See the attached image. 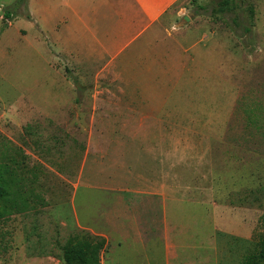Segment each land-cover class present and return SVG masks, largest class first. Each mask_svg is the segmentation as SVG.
<instances>
[{
  "label": "rangeland",
  "instance_id": "rangeland-1",
  "mask_svg": "<svg viewBox=\"0 0 264 264\" xmlns=\"http://www.w3.org/2000/svg\"><path fill=\"white\" fill-rule=\"evenodd\" d=\"M16 1L0 0V137L27 158L10 165L22 182L0 264H66L77 235L106 240L101 264H182L184 248L214 244L221 264H246L264 234V0H224L252 27L243 39L213 13L221 0L176 4L167 60L153 61L174 68L164 87L89 84L46 38L24 41ZM22 111L35 112L15 123Z\"/></svg>",
  "mask_w": 264,
  "mask_h": 264
},
{
  "label": "crops",
  "instance_id": "crops-1",
  "mask_svg": "<svg viewBox=\"0 0 264 264\" xmlns=\"http://www.w3.org/2000/svg\"><path fill=\"white\" fill-rule=\"evenodd\" d=\"M180 1L26 0L24 6L30 18H22L19 25L24 41L40 44L44 42L42 38H46L54 49L56 59L71 61L75 66L74 74L81 79L88 77V81L89 77H93L89 84L93 83L95 87H164L170 79H174L173 85H176L174 68L170 71L167 64L159 62L163 73L157 74L153 66L158 63L153 65V61L167 60L168 54H162L159 48L169 38L172 40L175 37L174 33L167 32L163 19ZM191 43L192 39H189L187 45ZM179 44L183 50L181 41ZM178 56L179 59L185 58L184 55ZM171 57L176 56L172 54ZM73 105L72 97L49 106L31 104L26 109L31 106L62 109ZM34 112L22 111L16 117L13 115V121L26 124L33 118ZM141 245L145 248L144 244ZM196 249H183L182 264L222 263L220 245L200 249L211 252L210 255L192 256L191 252Z\"/></svg>",
  "mask_w": 264,
  "mask_h": 264
},
{
  "label": "trees",
  "instance_id": "trees-1",
  "mask_svg": "<svg viewBox=\"0 0 264 264\" xmlns=\"http://www.w3.org/2000/svg\"><path fill=\"white\" fill-rule=\"evenodd\" d=\"M26 3V0H17L16 7H21ZM205 11V7H200ZM213 13L221 16H231L230 24L234 29L236 35L243 39V36L252 34V27H247L242 21L240 14H237L235 3L229 4L224 0L214 2ZM10 11H7V17L12 16ZM26 19L30 17L25 16ZM227 18V17H226ZM241 32V33H239ZM2 138V143L5 142L7 147L0 152V220L5 218L7 214L14 210V200L12 196L15 195L13 187H19L22 179L19 177L17 170H14L10 165L22 162L27 158L24 152L17 147H11L8 152L10 141ZM13 152V154H12ZM107 242L101 237H93L91 235H77L68 240L64 248V260L66 264H101L102 254L107 249ZM246 264H264V234H262L258 241V250L255 254L250 255L246 259Z\"/></svg>",
  "mask_w": 264,
  "mask_h": 264
},
{
  "label": "water",
  "instance_id": "water-1",
  "mask_svg": "<svg viewBox=\"0 0 264 264\" xmlns=\"http://www.w3.org/2000/svg\"><path fill=\"white\" fill-rule=\"evenodd\" d=\"M185 21H190V19L188 17H184Z\"/></svg>",
  "mask_w": 264,
  "mask_h": 264
}]
</instances>
